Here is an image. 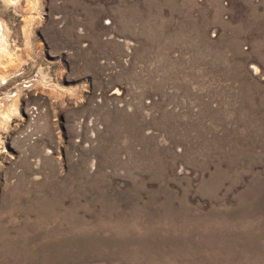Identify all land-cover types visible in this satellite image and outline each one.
Returning a JSON list of instances; mask_svg holds the SVG:
<instances>
[{"label":"rangeland","instance_id":"obj_1","mask_svg":"<svg viewBox=\"0 0 264 264\" xmlns=\"http://www.w3.org/2000/svg\"><path fill=\"white\" fill-rule=\"evenodd\" d=\"M0 25V264H264V0Z\"/></svg>","mask_w":264,"mask_h":264},{"label":"bare ground","instance_id":"obj_2","mask_svg":"<svg viewBox=\"0 0 264 264\" xmlns=\"http://www.w3.org/2000/svg\"><path fill=\"white\" fill-rule=\"evenodd\" d=\"M5 36L3 34V26L0 25V50L4 49L6 46Z\"/></svg>","mask_w":264,"mask_h":264}]
</instances>
